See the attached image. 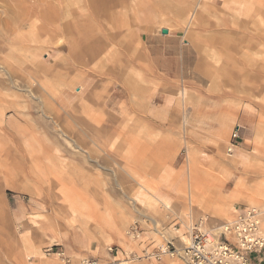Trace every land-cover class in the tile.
<instances>
[{"label": "rangeland", "instance_id": "1", "mask_svg": "<svg viewBox=\"0 0 264 264\" xmlns=\"http://www.w3.org/2000/svg\"><path fill=\"white\" fill-rule=\"evenodd\" d=\"M0 28V264H147L134 223L248 207L264 230V0H0Z\"/></svg>", "mask_w": 264, "mask_h": 264}, {"label": "built area", "instance_id": "2", "mask_svg": "<svg viewBox=\"0 0 264 264\" xmlns=\"http://www.w3.org/2000/svg\"><path fill=\"white\" fill-rule=\"evenodd\" d=\"M239 134L235 131L232 135L229 152L237 147ZM263 211L256 207H248L240 212L233 220L216 228H206L205 219L201 217L198 221H192L187 227L184 241L179 233L182 224L174 222L173 228L176 236H169L168 229L155 225V231L161 237L158 242L154 238L147 236L148 229L141 223H134L130 226L128 236L139 241L145 247L142 255L131 253L127 263L144 260L147 264L160 262L165 257L181 258L185 264H251L250 256L253 253L264 251V230ZM181 243V245L178 244ZM57 246H50L46 252L58 256V258L70 264L72 258L63 249H56ZM109 252L114 253V248L110 247ZM115 258V257H114ZM77 264H120L114 261L104 263L95 257H83ZM122 264V263H121Z\"/></svg>", "mask_w": 264, "mask_h": 264}, {"label": "bare ground", "instance_id": "3", "mask_svg": "<svg viewBox=\"0 0 264 264\" xmlns=\"http://www.w3.org/2000/svg\"><path fill=\"white\" fill-rule=\"evenodd\" d=\"M37 15V14H36ZM37 17V16H36ZM39 17V16H38ZM37 17V18H38ZM2 19V18H1ZM8 19H10V18H8ZM35 20L34 21H36V18H34ZM24 20V19H23ZM31 20V19H30ZM8 21V20H7ZM22 21V20H21ZM20 21V22H21ZM25 21V20H24ZM26 22V21H25ZM2 24V23H1ZM5 24V23H4ZM21 24V23H20ZM27 24V23H26ZM19 25V24H18ZM23 25H25V24H23L22 23V25H19V26H17L16 24L14 25V24H12V23H9L8 22V24H6L5 25V28L6 29H8V30H17V29H20V28H22L23 27ZM29 27H30V30L32 29V30H35V29H41V28H44L45 29V27H44V25H38L36 22H33V23H31L30 22V25H29ZM56 27V26H55ZM67 27H70L69 25H67L66 26V28ZM1 29V28H0ZM53 28H51V29H49L50 31L52 30ZM56 29H58V27H56ZM36 31V30H35ZM53 31V30H52ZM57 31H59V30H57ZM93 48V47H92ZM97 48L99 49L100 47H98L97 46ZM97 48H96V51H97ZM91 50V49H90ZM92 51H93V49H92ZM94 51H95V49H94ZM95 53V52H94ZM94 53H92V54H94ZM47 69V68H46ZM47 71V70H46ZM48 72V71H47ZM239 183V182H238ZM238 183H236V185L235 186H237V184ZM240 184V183H239ZM241 185H242V187L243 186H246V184H244V183H241ZM238 187V186H237ZM240 188V187H239ZM243 189V188H242ZM246 189V188H245ZM247 190V189H246ZM242 191V190H241ZM238 192V191H237ZM236 192V193H237ZM240 192V191H239ZM234 193V192H233ZM237 196H239V195H237ZM251 197H252V203L253 204H258V203H262L261 201H263L264 200V183H262L261 185H259V186H257V188H256V191H253L252 193H251V195H250ZM236 197V196H235ZM79 207H80V203L78 202V201H76L75 203L73 202L72 203V205L70 206V208H71V210H72V214H73V216L75 217V216H78V214H79V211H80V209H79ZM60 219V218H59ZM58 221V220H57ZM53 222V221H52ZM60 222L58 221V222H53L52 224H51V227H52V229H58L59 227H60ZM74 225V224H73ZM187 237L185 236V237H183V240L184 241H187L188 239H186ZM117 262V261H116Z\"/></svg>", "mask_w": 264, "mask_h": 264}, {"label": "crops", "instance_id": "4", "mask_svg": "<svg viewBox=\"0 0 264 264\" xmlns=\"http://www.w3.org/2000/svg\"><path fill=\"white\" fill-rule=\"evenodd\" d=\"M250 261L251 264H264V251L251 254Z\"/></svg>", "mask_w": 264, "mask_h": 264}, {"label": "water", "instance_id": "5", "mask_svg": "<svg viewBox=\"0 0 264 264\" xmlns=\"http://www.w3.org/2000/svg\"><path fill=\"white\" fill-rule=\"evenodd\" d=\"M162 33L163 34H168L169 33V30L168 29H162Z\"/></svg>", "mask_w": 264, "mask_h": 264}]
</instances>
